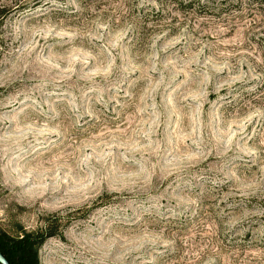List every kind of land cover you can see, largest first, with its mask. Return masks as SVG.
<instances>
[{"label":"rangeland","instance_id":"rangeland-1","mask_svg":"<svg viewBox=\"0 0 264 264\" xmlns=\"http://www.w3.org/2000/svg\"><path fill=\"white\" fill-rule=\"evenodd\" d=\"M13 1L0 246L49 225L41 264H264V1Z\"/></svg>","mask_w":264,"mask_h":264},{"label":"trees","instance_id":"trees-1","mask_svg":"<svg viewBox=\"0 0 264 264\" xmlns=\"http://www.w3.org/2000/svg\"><path fill=\"white\" fill-rule=\"evenodd\" d=\"M40 1V0H38ZM264 1V0H263ZM13 5L0 4V29L4 26L5 19L13 12L17 11L19 7L18 2L13 1ZM260 2H262L260 0ZM46 2L45 4H47ZM2 51V37H0V53ZM56 233L51 226L47 225L44 228L35 231H24L18 237H6L7 244L6 251L0 246V252L10 264H41L39 258V248L46 238L54 236Z\"/></svg>","mask_w":264,"mask_h":264},{"label":"water","instance_id":"water-1","mask_svg":"<svg viewBox=\"0 0 264 264\" xmlns=\"http://www.w3.org/2000/svg\"><path fill=\"white\" fill-rule=\"evenodd\" d=\"M0 264H10L2 252H0Z\"/></svg>","mask_w":264,"mask_h":264}]
</instances>
